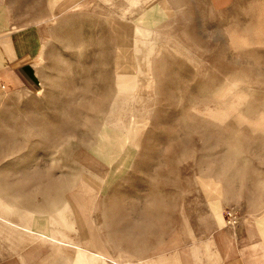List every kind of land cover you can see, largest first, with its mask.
Wrapping results in <instances>:
<instances>
[{"label":"rangeland","instance_id":"374dc122","mask_svg":"<svg viewBox=\"0 0 264 264\" xmlns=\"http://www.w3.org/2000/svg\"><path fill=\"white\" fill-rule=\"evenodd\" d=\"M56 1L38 22L40 91L0 97V178L20 168L27 194L44 205L79 198L82 185L96 190L93 229L109 239L118 214L131 222L156 213L161 235L167 230L186 240L201 233L200 217L209 215L207 201L217 195L202 191L198 179L215 178L219 193L229 183L233 195L222 202L227 222L236 211L248 213L252 199H264V0L222 10L208 0H167L172 13L156 27L153 80L140 77L138 89L136 110L147 123L130 166L103 193L110 165L91 148L114 97L115 33L106 16L130 32L141 25L145 6L122 13L126 0ZM9 140L14 150L3 148ZM32 247L17 251L0 238V259Z\"/></svg>","mask_w":264,"mask_h":264},{"label":"bare ground","instance_id":"6f19581e","mask_svg":"<svg viewBox=\"0 0 264 264\" xmlns=\"http://www.w3.org/2000/svg\"><path fill=\"white\" fill-rule=\"evenodd\" d=\"M57 1L61 2L62 0ZM139 3L145 6L143 8L142 22L141 25L133 26L130 32H124L120 29L115 17L106 16L107 23L115 33V54L113 59L114 97L97 131L96 143L91 148L95 158L110 165L104 185L100 186L99 191L101 193L106 191L107 184H110L121 171H125L130 166L129 164L132 162L138 148L140 132L147 123L146 116L136 110V103L140 101L138 96V89L142 81H140V77L151 80L147 83L152 82L151 58L157 53L155 45L157 39L161 37V33L158 32L156 27L160 21L172 13V8L167 0H126L125 3L121 4L120 10L124 13ZM54 7L56 8L57 6ZM92 22H90L91 25ZM78 34L80 33L78 32ZM62 38L64 36L59 39L62 40ZM65 38L67 39V37ZM66 43L68 45V42ZM140 60L145 63L146 69H142L144 65L139 63ZM41 61V54H39L35 61L36 65ZM28 86L30 90L35 92H39L41 89L40 83L35 76L28 78ZM35 130L37 129L35 128ZM4 133L9 136L10 133L13 134V131L9 128ZM6 144L3 148H12L14 150L16 146V142L11 140L6 142ZM116 161L118 162V168H113L112 164ZM88 171L92 172L91 170ZM20 172L21 170L18 168V171L8 174V177L0 178V238L15 246L17 251L25 245H30L36 246V248H30L29 252L36 253L39 252V247L37 246L46 245L50 256L56 259L55 264H108L99 249L89 250L91 248L89 242L95 244L103 238L93 229L90 217V211L94 209L95 197L93 196V191L96 190L82 185L79 198L77 195L71 194L65 199H58L60 201H58V204H39L27 194L28 181L23 178ZM198 183L204 192L215 191L217 196L209 199L207 206L211 220L223 226L225 220L222 216V202L230 199L233 195V193L231 194L229 183L223 187L221 193L217 191L215 178L213 177L208 180L198 179ZM36 189L39 190L40 188L36 187ZM257 201H259V196ZM254 202L252 199L251 206H255ZM86 244H89L88 249ZM193 257L196 258L197 256L194 255ZM45 263L53 264L52 262Z\"/></svg>","mask_w":264,"mask_h":264},{"label":"crops","instance_id":"0c3cea01","mask_svg":"<svg viewBox=\"0 0 264 264\" xmlns=\"http://www.w3.org/2000/svg\"><path fill=\"white\" fill-rule=\"evenodd\" d=\"M238 1L208 0L218 10ZM52 3L53 0H0V97L29 88L30 76L39 81L35 61L42 51V34L38 22L45 19ZM249 207L248 213L241 216L236 211L229 222L222 214L223 226L211 220L210 213L200 217L201 233L186 240L167 230L158 234L156 213L131 222L118 214L111 238L101 235L99 242H89L91 248L89 244L86 248L99 249L108 264H264V199L259 198V203ZM38 251L0 259V264H55L49 251Z\"/></svg>","mask_w":264,"mask_h":264}]
</instances>
